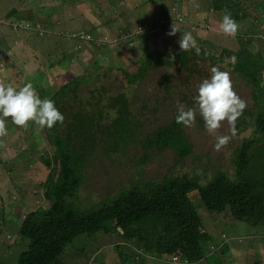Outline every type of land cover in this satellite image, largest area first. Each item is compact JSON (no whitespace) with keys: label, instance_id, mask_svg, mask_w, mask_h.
I'll return each instance as SVG.
<instances>
[{"label":"rangeland","instance_id":"rangeland-1","mask_svg":"<svg viewBox=\"0 0 264 264\" xmlns=\"http://www.w3.org/2000/svg\"><path fill=\"white\" fill-rule=\"evenodd\" d=\"M143 1L14 0L12 4L0 0V4H3L0 5L2 15L14 7L17 9L10 17L3 16L0 19V82L13 84L8 77L3 80V72L5 74L8 69V75L11 76L14 71L22 68L25 72L28 67L34 69L38 66V61L33 60L32 55L38 56L41 62L49 63L44 68L46 71L42 72L40 89L36 91L41 99L55 100L54 96L58 100L60 97L57 95L61 93L57 91L70 90L68 97L62 98L63 104L56 105L63 113L74 96L72 93L81 91L84 106L90 109L86 98L92 97V102L104 103L105 94L101 99L96 97L99 85L110 87L112 92L124 90L130 96L132 104L142 108L140 111L144 112L145 116L140 132L144 130L147 135L173 118L178 112L177 101L183 103L186 108L192 107V104L195 107L193 96L198 94L199 84L210 76L212 67H218L230 73L233 85L237 83L234 90L246 101L247 107L254 115L258 106L253 98V86L242 76H236L239 73L231 70V57L225 50H240V35L245 39L256 38L249 44L247 54L257 55L256 62H259L257 63L264 84V0H224L231 4L233 1L240 2L236 7L248 13L244 16L246 19L240 20L242 28L234 38L225 35L219 28L224 14L212 9L215 6L220 7L224 3L223 0H181L178 4L173 3V6L171 2L175 0H164L163 5L159 3L157 6L155 3L159 0H154L150 5ZM164 6H168L170 10L165 11ZM135 8L137 17L132 13ZM177 10L182 11L187 19L175 21L172 12ZM162 20L164 22L159 23ZM11 23L34 32H20L22 37L17 39L15 45L5 46L3 35H10L12 32ZM154 24L153 29L149 30ZM174 24L179 31L170 36L168 33ZM247 28L250 32L246 33ZM79 30L90 32L95 39L88 42L70 37L71 32ZM184 32H190L198 46L210 50L212 57L222 55L223 59L191 61L189 64L193 66L194 72L187 82L181 78L187 71H182L178 65L155 63L144 82L131 84L128 74H133L138 67L140 60L137 58L142 54L143 48L162 52L165 58V54L180 51L179 40ZM105 36H108L109 40H105ZM36 50L40 52L32 54V51ZM189 55L192 56L193 52ZM235 57L237 61V56ZM70 81H80V85L76 88L66 85ZM166 81L171 82L168 89ZM70 107L72 113L80 111L78 105ZM113 115L114 112L110 114V118L104 117L102 123H110ZM246 118L251 120L252 117L247 115ZM202 121L203 118L197 114L195 125L184 127L187 139L192 145V155L183 159L171 148L146 149L144 141L135 144V148H130L128 153L120 151L111 156L108 155V150L99 148L93 154L86 155L87 160L83 164L85 181L81 187L80 198L82 207L78 203H75V206L99 208L103 200L119 194L123 188L141 186L146 180H161L165 176H179L186 172L197 175L203 183L211 180L220 171L235 178L236 150L244 138L257 135L254 133L258 128L256 121L252 120L249 126L233 137L220 151L215 150L216 139L208 133ZM28 129L34 137L40 136L39 148L27 147L23 160L14 161L13 165L11 162L0 164V193L5 199L4 203H0V232L3 233L0 235V264H17L21 253L28 249L30 240L18 233L23 221V212L18 208L20 205L22 208H30L29 190L40 186L51 171V167L46 166L42 158L46 156L47 164L53 163L51 152L54 147L50 146L46 139V134H49L47 127L41 128L31 123ZM53 129L55 135L59 133L65 136L58 123ZM218 135H230L226 122ZM258 148L259 146L255 145L252 153L257 151L261 155L262 152L258 151ZM145 151L150 155L147 162L141 158ZM253 164L252 161V166ZM260 164H264V161ZM259 177L264 181V171ZM16 187L25 190L22 196L16 193ZM11 194H16V198L20 196L21 202L10 203L8 197ZM16 198L12 197L13 200H17ZM191 198L201 208L199 212L197 206L185 208L186 215L194 227L198 226L200 219L202 234L207 233L206 236H209V239L202 243L207 261L215 264L214 259L226 260L235 257L231 264H237V257L243 254V257L249 255V262L255 259H263L264 262V224L253 223L247 218H224L222 212H207L197 194L191 195ZM150 222H153V219H150ZM7 234L12 237L4 241ZM223 234L228 237L241 236L244 241L243 249H237L235 241L227 242ZM128 244L126 245L125 239L117 231L109 234L102 231L81 233L66 245L59 259L65 264H159L160 259L156 261V258L163 257V253H158L157 257L152 258L141 256L145 255L142 244ZM232 245L234 247L230 248ZM119 250L125 251L127 258L122 259L124 253ZM139 256L143 258L139 259ZM161 261H164V258Z\"/></svg>","mask_w":264,"mask_h":264},{"label":"trees","instance_id":"trees-1","mask_svg":"<svg viewBox=\"0 0 264 264\" xmlns=\"http://www.w3.org/2000/svg\"><path fill=\"white\" fill-rule=\"evenodd\" d=\"M4 1L14 3V0ZM153 1L144 0L143 3L150 5ZM180 1L175 0L171 2V5L173 6V3L178 4ZM163 2L164 0H159L155 5L157 6L159 3L163 5ZM232 3L224 1L220 7L215 6L212 9H216L224 15L230 13L242 28L240 20L246 19L244 16L248 13L236 7L240 2L233 1ZM164 9L165 11L170 10L168 6H164ZM16 10L14 7L11 11L8 10L5 15H2L0 11V19L3 16L10 17ZM187 10L189 9L187 8ZM177 12H172L175 21H180L179 19L182 21L183 18H186L182 11ZM132 13L137 17L136 8L133 9ZM18 17L20 18V15ZM154 26L155 24L149 30H152ZM10 28L13 30L10 35L5 36L4 43L6 45H15L17 39L22 37L16 33L34 32L31 29L22 28L20 25L14 26L13 23L10 24ZM93 29L95 30L96 27ZM245 32H250V29L247 28ZM70 37L82 41L79 31L71 32ZM238 39L242 41L239 43L241 49L234 51L228 48L225 52L230 57L237 56L235 64L230 62L231 70L239 73L236 76H242L249 85L253 86V98L259 106V111H257L258 114L253 115L254 112L246 107L237 121V132L251 123L246 118L247 115L253 117L258 128L254 132L257 135L244 138L236 150V177L232 178L228 173L220 171L211 180L203 184L197 175L186 172L175 177L165 176L161 180H146L141 186L123 188L119 194L103 200L99 208L81 211L76 210L69 203L70 209H67L64 199L72 197L73 190L78 189L83 182L85 156L99 148L108 150V155L114 156L120 151L128 153L130 148H135V144L144 141L145 148L149 150L171 148L182 159L192 155V145L187 139L185 128L176 123L178 112L170 121L163 123L158 129L152 130L146 135L144 130L140 132L144 124L143 117L145 114L140 111L142 108L132 104L130 96L124 90L112 92L110 87L99 85L96 89L97 93L99 92L96 97L101 99L102 95L105 94L104 103L92 102V97L86 98L87 103L91 106L90 109L84 106V99L80 95L81 91L70 92L74 96L70 100L69 107L78 105L80 111L72 113L71 107L65 108L64 113H62L65 116L64 123L59 124L62 131L70 136L64 137L59 133L55 135L53 128L49 129L50 133L47 136L48 142L54 146V161L58 166L51 172L44 190L48 197L53 199L54 207L49 209V212L42 218L40 216L42 213L39 211L31 212L28 214L30 216H27L22 223L20 232L28 237L31 243L30 250L21 253L17 264H52L57 259V255L64 244L67 245L72 242L81 233L99 231L102 226L105 227L101 229L121 231L126 241L136 239L139 244H142L145 252L151 255L159 252L167 242L175 241L180 249L189 251L194 260H203L205 255L202 250V243L208 240L209 236H206L207 233L201 234L199 227L192 225L185 211V208L197 206L191 198L195 191L199 194L202 206L211 213H221L229 208L231 211L224 213L222 217L247 218L253 223L264 224V181L261 180L262 177H259L264 171V164H260L261 161H264V84L259 70V62H256L257 55L247 54L249 44L256 38L245 39L240 35ZM199 47L201 49L200 55H197L194 49L192 56L189 55L190 52H176L175 50L174 53L165 54V58H163L162 52L158 53L143 48L142 54L137 58L140 60L138 67L133 74H128L131 84L144 82L155 63L156 65H178L182 71H187L181 77L187 82L191 73L194 72L193 66L189 64L191 61L208 58L215 61L223 59L222 55L216 58L215 56L212 57L210 50L202 46ZM37 64L36 68L30 69L28 67L26 72H22L24 79L16 86L17 88L26 83H31L36 91L40 89L42 72L46 71L44 68L49 63L40 61ZM6 72L5 75L3 72V80H5ZM66 85L76 88L80 85V81H70ZM235 85L237 83L233 86ZM166 86L167 89L170 88L171 82L166 81ZM69 91H57L61 95H57L60 97L58 100L53 96L55 105H62V98L68 97ZM195 96H193V103H195ZM113 112L114 115L111 117L110 123L103 124L104 117L110 118V114ZM17 131L19 137L15 140L13 148L17 150L18 154L15 161L20 162L27 152V147L39 148L40 136L34 137L28 128L19 126H17ZM44 140L46 139L44 138ZM255 145L259 146L258 151L262 152L261 155L257 151L252 153ZM141 158L147 162L150 155L145 151ZM252 161L254 162L253 166ZM15 191L20 196L25 192L20 187H16ZM20 196L17 197L19 202L21 201ZM1 199L0 196V201ZM19 208H22L21 205ZM150 219H153V222H150ZM236 246L241 251L244 244L241 243ZM232 247L234 246L232 245L230 248ZM248 257L249 255L243 257V254H240L237 257V264H256L263 261V259H255L249 262ZM234 259L235 257L226 260L218 258L214 259V263L231 264ZM209 263L212 262L209 261Z\"/></svg>","mask_w":264,"mask_h":264},{"label":"clouds","instance_id":"clouds-1","mask_svg":"<svg viewBox=\"0 0 264 264\" xmlns=\"http://www.w3.org/2000/svg\"><path fill=\"white\" fill-rule=\"evenodd\" d=\"M179 20L181 21V19ZM163 22L164 20H162L159 23H163ZM219 28L225 35L234 38L238 34L240 25L232 17L230 13H226L222 18ZM178 31L179 29L174 24L172 26V30L168 33V35L170 36L175 35ZM79 33L82 38V41L91 42L95 39L93 35L86 30H79ZM105 40H109V37L105 36ZM179 46L181 52H191L194 49L196 54L200 55L201 49L198 46L196 39L192 36L190 32L182 33V36L179 40ZM230 60L232 64L236 63L235 56L231 57ZM17 85L18 84L15 83L5 84L3 82H0V164H4L6 162L13 163L18 157L17 150L13 148V144L15 140H17L19 137L17 126L27 129L31 123H35L41 128L47 127V130L50 133L49 129L56 126L57 123L63 124L65 120V116L56 107L55 102L49 98L41 99L31 83H26L24 86L19 88L16 87ZM197 91L198 94L194 97V101L196 105L195 107L186 108V106L183 103L177 101L178 113L176 116V123L181 124L184 127H188V128L193 127L196 122L197 114H199L204 120V122L202 123L203 126L206 128L208 133L210 135H213L216 139V143L214 145L215 150L220 151L231 141L233 137H235L237 134H240L246 128L243 127L239 132H237V128H236V124L239 117L242 116L244 110L247 107L246 101L243 100L234 90L233 81L231 79L230 73L228 71H222L218 67H212L210 69V76L208 78H205L199 84ZM257 111H259V106ZM256 114H258V112H256ZM252 120L255 122L253 117L251 118V120L248 121H252ZM224 122H226L227 125L229 126L230 135H218V132L222 128ZM250 124L251 123L247 124V126H249ZM48 135L49 134L47 133L46 139ZM67 136L70 135L65 134L64 137ZM50 146L54 147L52 144H50ZM89 154H93V153H89ZM51 155L53 158V163L51 165L47 164L46 156H44L43 158V163L46 166H50L51 171H49L47 177L44 178L40 186L32 187L29 190L28 199L30 202V208H18L23 212L22 223L24 222L27 216L28 217L30 216L28 215L29 213L39 211V213H42L40 215L42 218L44 217L45 214L49 212V209H53L54 207L53 199L49 198L44 190V186L48 183L47 181L51 172L58 166V164L54 161V155H55L54 149H52ZM171 177H175V176H171ZM84 181H85V176H83V182ZM83 182L80 184L78 189L73 190L72 197L68 199H64L67 209H70L69 203H71L76 210L86 211L89 209H95V208H77L75 206V203H78L80 205L81 187ZM194 194H197L199 196L197 191H195L193 195ZM15 195L16 194H11L8 197L10 203L12 202L15 203L16 201H19ZM0 196L2 197L0 203H4L5 199L1 193ZM12 197L16 198L17 200H13ZM90 205H92V203ZM196 208H198V212H199L201 207H196ZM204 209L207 212H211L205 207ZM13 211H10V213H12ZM229 211L231 210L227 208L222 213H228ZM199 221L201 222L200 219ZM103 227L105 226L100 227L99 231H102L105 234H109L117 231V230L112 231L113 229L112 230L101 229ZM198 227L200 233L202 234L199 223H198ZM20 229L18 233L23 237H26L24 234L20 232ZM117 232H119V234L122 237L124 236L121 231H117ZM84 233H90V232H84ZM2 234L3 233L0 232V235ZM223 235L227 239V242H231L230 240L233 239V241L236 242V245L244 243L243 238L241 236L228 237L226 234ZM11 237L12 236H10V234L5 235L4 241H7V239H10ZM127 242L130 243L137 241L136 239L126 241V245H129ZM30 243L28 249L24 250L23 252L26 253L30 250L29 249ZM65 247L66 245L64 244L62 250L57 255V259L52 264H65L59 259L61 254L64 252ZM119 251H121L120 253H124L122 259L127 258V254L125 251L122 250ZM144 253L145 255H141V256H147V258L149 257L152 258L154 256L157 257L158 253H163V257L158 258L160 259L159 264H202V263L212 264L209 263V261H207L205 251H203L205 255V258L203 259L204 261L194 260L192 254L186 249L183 248L180 249L175 241L167 242L165 246L162 249H160L159 252L154 253L153 255L149 253L147 254L145 250ZM138 258L142 259L143 257L139 256ZM163 258L164 261H161Z\"/></svg>","mask_w":264,"mask_h":264},{"label":"crops","instance_id":"crops-1","mask_svg":"<svg viewBox=\"0 0 264 264\" xmlns=\"http://www.w3.org/2000/svg\"><path fill=\"white\" fill-rule=\"evenodd\" d=\"M16 34H19V33H16ZM3 36H6V35H3ZM3 44L6 46L5 43H3ZM8 45H10V44H8ZM27 46L30 47L29 45H27ZM1 50H2V52H3V49H1ZM34 52H39V50L32 51V54H33ZM32 56H33V60L40 62V59L38 58V56H35V55H32ZM15 67H17V66H13V68H15ZM6 71H7V72H6V76H4L5 79L8 77V78H9V81H11V82H13V83H15V84H19L20 81H21L22 79H24V78L22 77V72H24V69H23V68L20 69V70H18V71H14V72H13V75H11V76L8 75V73H9L8 69H6ZM4 75H5V74H4Z\"/></svg>","mask_w":264,"mask_h":264},{"label":"water","instance_id":"water-1","mask_svg":"<svg viewBox=\"0 0 264 264\" xmlns=\"http://www.w3.org/2000/svg\"><path fill=\"white\" fill-rule=\"evenodd\" d=\"M258 264H264V262H262V263H258Z\"/></svg>","mask_w":264,"mask_h":264}]
</instances>
